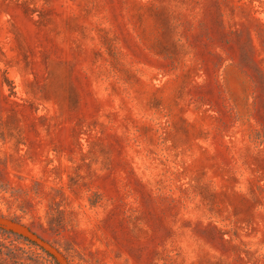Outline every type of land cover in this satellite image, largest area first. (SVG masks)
Wrapping results in <instances>:
<instances>
[{
  "label": "rangeland",
  "instance_id": "obj_1",
  "mask_svg": "<svg viewBox=\"0 0 264 264\" xmlns=\"http://www.w3.org/2000/svg\"><path fill=\"white\" fill-rule=\"evenodd\" d=\"M0 264H264V0H0Z\"/></svg>",
  "mask_w": 264,
  "mask_h": 264
}]
</instances>
